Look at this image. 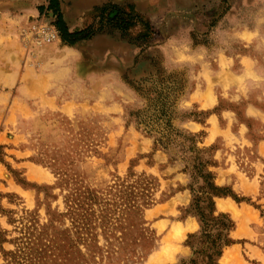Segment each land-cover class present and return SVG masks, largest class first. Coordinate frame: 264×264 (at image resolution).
<instances>
[{"label": "rangeland", "instance_id": "obj_1", "mask_svg": "<svg viewBox=\"0 0 264 264\" xmlns=\"http://www.w3.org/2000/svg\"><path fill=\"white\" fill-rule=\"evenodd\" d=\"M67 1L38 0L35 16L11 25L6 41L24 66L39 69L44 55L101 33L134 46V65L143 64L108 74L98 67L81 73L91 79L78 91H49L57 106L73 102L64 111L40 106L32 91H0V264H264V121L246 113H264V0H90L74 28ZM172 46L222 50L235 58L232 70L246 57L248 73L237 89H216L212 108L188 104L195 67L169 64L179 56ZM223 110L235 117L229 144H204L203 130L189 123ZM27 160L47 181L24 173ZM228 163L257 194L232 189ZM203 164L243 209L217 202L216 218L200 221L193 200L206 189Z\"/></svg>", "mask_w": 264, "mask_h": 264}, {"label": "crops", "instance_id": "obj_2", "mask_svg": "<svg viewBox=\"0 0 264 264\" xmlns=\"http://www.w3.org/2000/svg\"><path fill=\"white\" fill-rule=\"evenodd\" d=\"M42 0H40L41 2ZM85 1L90 0H71L62 4L64 7V18L69 20L68 25L71 28L81 24V11L85 5ZM38 0H0V91H32L34 96H38V103L42 107L49 109L66 110L68 104L72 106L73 102L56 105L54 97L48 94L49 91H76L80 87V80L91 79L90 75H82L81 73L96 72L98 67L107 73V70L128 67H140L143 62H137L134 65L135 47L124 42L116 40L111 35L101 33L94 36L91 40L71 47H58L56 52L49 55H44L41 58V68L26 67L21 62L19 51H17L13 42H8L6 39L7 33L11 31L12 24L22 22L29 15H36L35 5ZM7 9L6 12H3ZM4 18L10 19L13 23H2ZM12 25V26H11ZM10 38V36H9ZM171 51L178 50L179 56L170 59L169 64L194 66L192 73L193 87L186 95L185 102L188 104H196L203 109H210L216 104L214 91L216 89L225 91L231 88H236L241 85V81L246 76L247 68H245L246 57H238V62L244 60V67L238 66L237 70L230 68L231 61L234 57L227 55L222 50H216L211 55H206L201 49L196 51L179 46H172ZM181 62V63H179ZM211 62L214 63L213 69L210 67ZM177 63V64H176ZM88 77H87V76ZM106 78V76H105ZM85 85L88 86V83ZM237 89V88H236ZM79 90V89H78ZM77 90V91H78ZM37 103V104H38ZM69 108V107H68ZM246 113L255 117L258 124L264 121V113L253 106H246ZM219 116L224 118V124H220ZM234 113L230 110H223L219 115L209 114L202 123H189L194 130H203V143L210 144L216 141L219 137L228 145L232 135V125L235 121ZM237 132H234L237 138L244 139V125L237 124ZM263 127V125H261ZM264 142L259 140L257 146H261ZM24 167V173L29 176L31 170L38 171L43 175V179L47 181V172L44 168L27 161H21ZM223 169L230 170L234 173L232 189H240L243 193L255 195L258 193V187L252 183V179L245 175L236 172V169L231 163L226 164ZM38 180L39 178H31ZM223 182V181H222ZM222 201L228 204L229 211L234 208H244V204L236 203L229 197H216L215 203ZM264 212V206H263ZM191 217L182 221V225L192 221ZM233 252L235 247L232 246Z\"/></svg>", "mask_w": 264, "mask_h": 264}, {"label": "trees", "instance_id": "obj_3", "mask_svg": "<svg viewBox=\"0 0 264 264\" xmlns=\"http://www.w3.org/2000/svg\"><path fill=\"white\" fill-rule=\"evenodd\" d=\"M145 126L148 128V125H145ZM149 128L147 131L148 132L152 131L151 130L152 127H149ZM158 143H159V139H155L154 143H153L154 149L159 147ZM195 151H199V148H196ZM205 166H206V164H203L200 171L201 172L205 171L203 173V175L206 176V178L204 179V182L206 183V189L203 190L201 195L196 196V198H194V200H193L195 203L194 208L197 210L196 214L199 216V219L201 222L206 218L205 216H208V215H210L211 217L214 216L213 215V213H214V199L213 198L215 196L226 195V193L220 192V189L215 186V184L212 181V176L210 175V173L206 169H203ZM201 204H202V206H200ZM205 209H207L206 213L204 211ZM212 218H216V216H214ZM228 222H229L228 225L225 226L226 230H228L232 226V224L230 223L229 220H228ZM225 242L227 243V240H225ZM218 254H219V251H217V255Z\"/></svg>", "mask_w": 264, "mask_h": 264}, {"label": "bare ground", "instance_id": "obj_4", "mask_svg": "<svg viewBox=\"0 0 264 264\" xmlns=\"http://www.w3.org/2000/svg\"><path fill=\"white\" fill-rule=\"evenodd\" d=\"M29 174H30V176H33V177H38V176H39V173H38L37 171H35V170H31V171L29 172ZM227 205H228V204H227ZM218 206H219V208H220V207H222V206L224 207V206H226V205H225L223 202H219V201H218ZM228 207H229V205H228ZM233 210H234V209H233ZM235 211H236V210H235ZM235 216H236V215H235ZM237 216H238V215H237ZM157 225H158V224H157ZM177 226H178V224H177ZM177 226H176V229H179V228L181 227V226H180V227L178 228ZM158 227H160V225H159ZM172 229H173V228H172ZM184 229H185V228H182V232H183ZM170 231H171V230H170ZM175 231H176L175 229H174V232L172 231L173 234L175 233ZM172 232L168 233V234H169V237H170V235L172 234ZM176 232H177V234H180V235H181V233H182V232L180 231V229H179L178 231H176ZM175 234H176V233H175ZM180 235H179V236H180ZM167 236H168V235H167ZM167 236H166V240L162 238L163 240H165L164 243H166V242L169 243V242H170V241H168L169 239H167V238H169V237H167ZM171 236H172V235H171ZM163 237H164V236H163ZM180 237H181V236H180ZM164 238H165V237H164ZM171 238H172V237H171ZM171 238H170V240H171ZM170 244H172V243L170 242ZM160 247H161V246H160ZM164 247H166V245H164ZM164 247L162 246L161 248H164ZM171 247H172V246H171ZM161 250H163V249H161ZM227 252H228V251H227ZM155 253H158V252H155ZM159 253H160V250H159ZM159 253H158V255H159ZM162 253H163V252H162ZM165 253L168 254V252H166V251H165ZM228 253H229V252H228ZM228 253L226 254V252H225L226 255H225L224 257H225L226 259L230 258V256L228 255ZM167 254H166V255H167ZM162 255H163V254H162ZM153 256H155V255L153 254ZM153 256H152V257H153ZM160 256H161V255H159V258H161ZM164 256H165V254H164ZM152 257H151V258H152ZM165 257H167V256H165ZM224 257H222V258H224ZM151 258H150V259H151ZM148 259H149V258H148ZM154 259H155V257H154ZM231 259H232V257H231ZM152 260H153V259H152ZM229 261H230V260H229ZM229 261H228V262H229ZM148 262H149V261H148ZM150 262H151V261H150Z\"/></svg>", "mask_w": 264, "mask_h": 264}, {"label": "built area", "instance_id": "obj_5", "mask_svg": "<svg viewBox=\"0 0 264 264\" xmlns=\"http://www.w3.org/2000/svg\"><path fill=\"white\" fill-rule=\"evenodd\" d=\"M45 29H46V31H47V33H46V37H47V38H48V37L51 38V37L53 36V33L50 32V31H48L46 27H45Z\"/></svg>", "mask_w": 264, "mask_h": 264}]
</instances>
